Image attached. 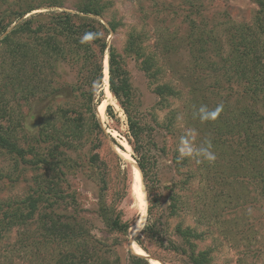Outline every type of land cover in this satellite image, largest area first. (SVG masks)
I'll return each instance as SVG.
<instances>
[{
    "label": "rangeland",
    "instance_id": "rangeland-1",
    "mask_svg": "<svg viewBox=\"0 0 264 264\" xmlns=\"http://www.w3.org/2000/svg\"><path fill=\"white\" fill-rule=\"evenodd\" d=\"M80 3L81 0H64L65 8L56 10L77 13ZM103 3L107 4L103 16L93 18L107 27L109 23L117 25L116 31L109 27L107 43L108 48L112 46L123 58L132 79L136 106L131 111L143 129L141 149L140 153H136L129 144L132 141L129 117L113 95L107 97L103 83L105 96L97 106V114L106 139L101 137V148L92 152H88V143H77L83 148L67 156L78 167L65 171L67 175L62 180V191L69 195L73 190L81 204L94 209L93 205L98 204L96 193L101 189L103 200L107 207H111L113 215H121L126 221L138 214L140 219L141 214L132 190V171H138L135 159L143 156L150 168L148 188L152 202L149 204L146 183L138 171L147 197L142 224L137 225V222L127 237H119L110 233L107 226L95 217H91L96 226L91 229L90 235L110 262L130 264L129 248L147 259V252L136 243V238L140 236L144 239L141 231L150 219L158 226L163 241L158 244L145 241L153 255L147 254L154 258L148 260L149 264H190L188 255L180 252L185 244L175 233L180 224L200 234L196 242L197 252L209 253L208 264H264V199L259 194V187L246 180L244 183L239 180L223 188L215 178L219 169L213 167L214 170H209L204 167V156L208 154L211 158L215 152L203 150L200 153L201 144L207 142L209 134L205 130L204 121L196 120L205 109L202 107L205 102L193 94L195 87L199 94V89L205 85L207 92L204 94L210 108H217L218 104L217 107L215 105L218 102L228 104L229 111H232L236 101L235 91L230 89L225 79L216 88L214 79L218 76L207 69L215 66L214 63L217 64L221 56L227 57L232 50L229 42L233 37L231 29L253 24L257 13L255 3L253 0H103ZM50 10L41 8L25 18ZM189 24L194 26L192 31ZM201 32L205 34L203 38L209 36L215 40L214 47L221 48L219 54L214 53L216 49H213L211 54H206V59H200V45H193V50H190V45L196 42L194 38L192 42V35L197 39ZM131 35L135 36L137 44L141 43L147 55L154 56L161 71L159 83L171 82L181 92L179 98L171 99L170 106H158L159 98L153 93L156 85L150 83L141 72L137 59L126 53ZM167 44L176 48L170 59L160 54V50L166 48ZM106 62L109 68L108 54L104 60V71ZM219 88L222 89L217 91ZM62 100L57 99L55 105H66ZM28 108L23 109L24 115L28 116L27 120L25 122L22 119L23 123L17 130L19 145L25 149L39 148L43 141L39 123L41 114L30 119ZM171 109L177 112L173 127L168 125ZM125 145H129L130 149L127 150ZM109 148L120 156V160L112 155ZM93 155H97L98 160L90 166L89 159ZM34 159L27 156L19 160L0 148V203L10 201L19 209V201L28 199L38 188L37 180L41 170L35 168ZM175 159L181 164L180 167ZM218 164L222 166L223 162ZM39 177L44 187L48 178ZM172 197L177 198V215L173 217ZM47 207L45 205L41 208L42 215ZM149 207L151 216L148 213ZM41 212L28 220L26 225H16L3 232L0 264H56L63 246L40 229L41 221L38 220ZM171 242L180 250H174Z\"/></svg>",
    "mask_w": 264,
    "mask_h": 264
},
{
    "label": "trees",
    "instance_id": "trees-1",
    "mask_svg": "<svg viewBox=\"0 0 264 264\" xmlns=\"http://www.w3.org/2000/svg\"><path fill=\"white\" fill-rule=\"evenodd\" d=\"M253 2L257 7L253 24L231 29L233 37L229 42L232 50L227 57L221 56L215 66L207 69L218 76L214 79L216 88L225 79L230 89L235 91L236 101L232 111H229L228 104L218 102L215 105L217 107L218 104L217 108H210L204 94L207 92L205 85L199 89L203 94H198L196 87L193 94L205 102L202 106L205 109L196 120L204 121L209 134L207 142L201 144L200 153L203 150L215 152L211 158L205 152L204 167L219 169L215 178L223 188L231 185L232 181L244 183L246 180L259 187V194L264 199V0ZM106 7L103 0H81L77 13H72L56 10L65 8L64 0H0V148L19 160L27 156L35 158L34 166L41 170L38 188L28 199L19 201L21 208H15L10 201L0 203V240L3 232L16 225H26L46 205L47 211L43 215L41 212L38 221H41L40 229L63 246L56 264H113L90 235L91 229L96 226L91 217L119 237H127L139 220L138 214L126 221L121 215H113L111 207H107L103 200L101 189L96 193L98 204L93 205L94 209L81 204L73 190L69 195L62 191V180L67 175L65 171L78 167L67 156L83 148L77 143H88V152H92L101 148V137L106 139L97 114V106L105 96L102 86L106 54L109 57L110 92L129 117L132 139L129 144L136 153H140L141 149L143 129L131 111L136 106L132 79L123 58L115 48H108L107 43L109 27L116 31L117 25L109 23L107 27L93 18L102 17ZM41 8L51 10L25 18ZM189 25L192 31L194 26ZM203 35L201 32L197 39L192 35V42L193 38L196 42L190 45V50H193V45H200V59H206V54H211L213 49L219 54L221 48L214 47L215 40L209 36L203 38ZM134 37L130 36L126 53L137 59L141 72L156 85L153 93L159 98L158 106H170L171 99L179 98L181 92L171 82L159 83L161 71L158 63L153 55L146 54ZM175 49L167 44L160 54L170 59ZM60 98L67 104L56 106L55 101ZM25 107H29L30 119L41 114L39 123L43 141L39 148L25 149L19 145L17 130L28 117L24 115ZM108 109L111 111L110 107ZM39 110L44 112L39 113ZM170 114L168 125L173 127L177 112L171 109ZM109 149L120 160V156ZM97 160L98 156L93 155L89 159L90 166ZM135 161L146 183L151 204L148 188L150 168L143 156ZM220 161L222 166L218 164ZM178 162L175 159L180 167ZM184 162L186 164V159ZM39 176L48 178L44 187L43 180L39 182ZM172 201L173 217L177 215V198ZM148 213L152 215L151 207ZM175 233L185 244L180 252L188 255L190 264L209 263L208 252H197L196 242L200 234L192 228H184L182 224L178 225ZM141 234L144 239L139 236L136 243L153 255L145 241L157 244L163 241L158 226L149 219ZM171 244L174 250H180L173 242ZM128 255L130 264H149L144 255L130 248Z\"/></svg>",
    "mask_w": 264,
    "mask_h": 264
},
{
    "label": "bare ground",
    "instance_id": "bare-ground-1",
    "mask_svg": "<svg viewBox=\"0 0 264 264\" xmlns=\"http://www.w3.org/2000/svg\"><path fill=\"white\" fill-rule=\"evenodd\" d=\"M104 88H105V93L108 98L112 96V93L110 92L109 89V68L107 62L105 63V71H104ZM104 103L100 106V111L103 109ZM125 148L127 150L130 149L129 145H125ZM132 187H133V194L135 195V198L137 200V208L139 213L141 214L140 219L138 220L137 225H141L143 222L144 218V213H145V207L147 204V197H146V191L144 190V187L141 182V177L138 174V171L136 172V169L132 171Z\"/></svg>",
    "mask_w": 264,
    "mask_h": 264
},
{
    "label": "water",
    "instance_id": "water-1",
    "mask_svg": "<svg viewBox=\"0 0 264 264\" xmlns=\"http://www.w3.org/2000/svg\"><path fill=\"white\" fill-rule=\"evenodd\" d=\"M137 163V162H136ZM138 165V164H137ZM139 167V166H138ZM146 255H147V259L146 260H151V259H154V258H152L151 256H149L147 253H146Z\"/></svg>",
    "mask_w": 264,
    "mask_h": 264
}]
</instances>
